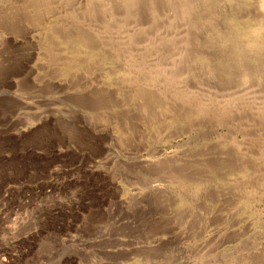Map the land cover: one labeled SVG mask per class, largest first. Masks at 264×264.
<instances>
[{
	"label": "rangeland",
	"instance_id": "rangeland-1",
	"mask_svg": "<svg viewBox=\"0 0 264 264\" xmlns=\"http://www.w3.org/2000/svg\"><path fill=\"white\" fill-rule=\"evenodd\" d=\"M37 1L0 0V264H264V187L228 130L139 100ZM190 4L225 14L201 70L261 79L235 49L264 0Z\"/></svg>",
	"mask_w": 264,
	"mask_h": 264
},
{
	"label": "bare ground",
	"instance_id": "bare-ground-1",
	"mask_svg": "<svg viewBox=\"0 0 264 264\" xmlns=\"http://www.w3.org/2000/svg\"><path fill=\"white\" fill-rule=\"evenodd\" d=\"M192 1L198 0L37 2L42 13L38 17L55 14L79 32V40L86 37L89 49L118 63L139 100H149L165 114L169 107L176 108L185 120L196 113L191 121L227 129L233 139L231 152L249 158L250 172H256L264 187V65L258 71L259 80H253L246 69L224 79L216 70H201L195 58L202 55L194 48L204 32L221 24L225 14L204 12L198 5L191 6ZM240 39L235 54L246 51L252 61L264 64V25L242 32ZM227 44L220 47L227 49ZM202 49L204 54L213 51L206 45Z\"/></svg>",
	"mask_w": 264,
	"mask_h": 264
}]
</instances>
